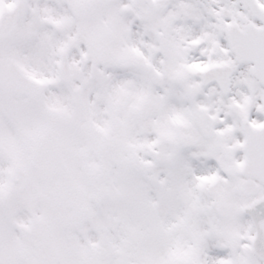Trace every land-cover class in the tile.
I'll list each match as a JSON object with an SVG mask.
<instances>
[{
	"label": "snow or ice",
	"instance_id": "obj_1",
	"mask_svg": "<svg viewBox=\"0 0 264 264\" xmlns=\"http://www.w3.org/2000/svg\"><path fill=\"white\" fill-rule=\"evenodd\" d=\"M0 264H264V0H0Z\"/></svg>",
	"mask_w": 264,
	"mask_h": 264
}]
</instances>
